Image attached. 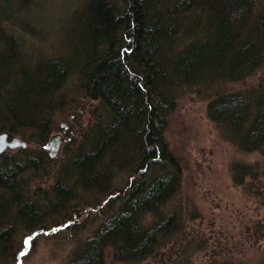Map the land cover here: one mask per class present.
Instances as JSON below:
<instances>
[{"label":"trees","instance_id":"obj_1","mask_svg":"<svg viewBox=\"0 0 264 264\" xmlns=\"http://www.w3.org/2000/svg\"><path fill=\"white\" fill-rule=\"evenodd\" d=\"M5 1L7 9L0 6V37L10 40L1 29V21L11 19L7 14L11 0ZM202 11L206 18L199 15ZM78 12L81 50L72 57L47 60L29 72L16 64L10 43L0 52V95L9 90L5 101L0 96V132L36 127L40 142L49 131V113L63 101L58 91L76 68L85 96L99 100L106 117L92 128L89 149L80 150L70 162L79 182L109 193L113 163H137L118 209L97 227L71 264H104L105 244L124 260L142 259L178 224L174 213L161 212L178 188L180 172L164 136L167 113L174 108L172 85L194 82L199 71L238 80L264 63V0L258 10L251 0H85ZM186 21L198 34L178 48ZM207 114L240 150H260L264 79L254 93H217L208 103ZM21 164L16 155L0 154V254L10 244L14 225L3 228L5 219L23 218L29 225L40 223L44 215L29 198L17 205L15 218L7 219L8 211L7 217L4 213L8 202L19 201L16 174ZM157 166L163 172L146 181L145 170ZM257 170L239 163L234 179L242 183L247 173L255 178ZM53 190L56 198L49 211L62 209L69 192L59 179ZM147 213L154 218L150 226L142 222Z\"/></svg>","mask_w":264,"mask_h":264},{"label":"rangeland","instance_id":"obj_2","mask_svg":"<svg viewBox=\"0 0 264 264\" xmlns=\"http://www.w3.org/2000/svg\"><path fill=\"white\" fill-rule=\"evenodd\" d=\"M84 1L11 0L7 10L11 19L1 21L3 33L11 38L0 37V52L10 43L16 64H22L29 72L47 60L72 57L81 50L77 12H81ZM251 1L255 9L261 8L263 0ZM0 6L7 9V1L0 0ZM205 14L202 11L199 15L206 18ZM190 26L191 22L186 21L185 32L177 41L178 48L198 34ZM223 75L211 76L209 72L199 71L194 82L172 85L174 108L167 113L164 136L178 160L180 172L178 188L161 212L174 213L178 224L172 225L142 259L124 260L115 256L111 245L105 244L104 264H262L264 145L260 150H240L210 119L207 106L217 93H254L264 79V63L238 80ZM8 91L1 93L2 101L9 96ZM58 92L63 101L59 109L49 113L46 121L49 131L39 138L40 142L36 127L7 132L25 142V146L5 150L19 158L22 168L16 174L20 183L19 201L8 202L4 213L6 217L8 214L7 219L15 218L17 205L29 198L39 204L44 215L40 223L29 225L23 218L17 222L5 219L3 228L14 225L10 228V244L0 254V264H71L81 255L85 242L97 227L118 209L129 192L126 183L134 177L136 161L113 163V176L109 180L113 188L109 193L79 182L70 162L80 150L89 149L92 128L106 121L104 107L99 100L85 96L76 68L69 72ZM55 135L61 142L53 156L46 145ZM239 163L257 167L256 177L247 173L242 183H237L234 176ZM156 168L145 170L146 181L163 172ZM58 179L69 192L62 209L49 211L56 198L53 186ZM2 196L6 197L5 193ZM153 221L151 213L143 216L146 226Z\"/></svg>","mask_w":264,"mask_h":264},{"label":"water","instance_id":"obj_3","mask_svg":"<svg viewBox=\"0 0 264 264\" xmlns=\"http://www.w3.org/2000/svg\"><path fill=\"white\" fill-rule=\"evenodd\" d=\"M60 142L61 138L58 135H55L46 145V148L51 155L54 156L56 154ZM18 146H25V142L7 132L0 133V154L7 149H13Z\"/></svg>","mask_w":264,"mask_h":264},{"label":"bare ground","instance_id":"obj_4","mask_svg":"<svg viewBox=\"0 0 264 264\" xmlns=\"http://www.w3.org/2000/svg\"><path fill=\"white\" fill-rule=\"evenodd\" d=\"M1 133V132H0Z\"/></svg>","mask_w":264,"mask_h":264},{"label":"snow or ice","instance_id":"obj_5","mask_svg":"<svg viewBox=\"0 0 264 264\" xmlns=\"http://www.w3.org/2000/svg\"><path fill=\"white\" fill-rule=\"evenodd\" d=\"M27 243V242H26Z\"/></svg>","mask_w":264,"mask_h":264}]
</instances>
